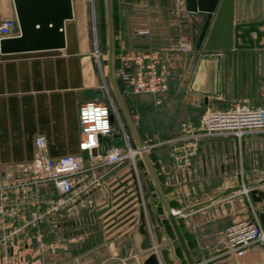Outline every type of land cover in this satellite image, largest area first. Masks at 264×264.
<instances>
[{
  "label": "crops",
  "instance_id": "0c3cea01",
  "mask_svg": "<svg viewBox=\"0 0 264 264\" xmlns=\"http://www.w3.org/2000/svg\"><path fill=\"white\" fill-rule=\"evenodd\" d=\"M175 2L176 0H116L117 19L121 24L134 19L163 18L159 30L153 29L150 35H136L134 27L130 32L124 30L125 24L121 25L118 43L137 49L171 51L174 38L180 30L172 23L169 13ZM184 2L187 8L186 0ZM159 9L162 10L161 13ZM82 10L83 0H73L74 17L81 14ZM191 13L193 21L187 28L193 39L192 32L198 37L204 19L202 13ZM234 16L237 22L242 23L264 21V0H234ZM10 17H15L12 0H0V21ZM67 22L64 49L0 53V180L17 175L20 166L33 158L34 140L39 135L45 138L46 152L51 158L78 153V107L85 101L97 100L94 93L96 83L90 78L92 64L85 51V43L83 39L69 41ZM259 29L264 30V27ZM251 36L255 38V33H251ZM260 42L264 43V36ZM55 51L59 53H54ZM191 59H194V67L191 78L185 84L189 75L187 65ZM205 59L211 66L209 82L205 84L201 81L197 84L196 70ZM169 61L171 71L167 101H175L181 91L179 104L185 107L182 124L198 127L200 117H197L194 109H201L204 105L206 109H227L237 104L247 107H258L260 104L264 106V46L232 45L214 50L195 49L193 53L186 55L175 56L173 53ZM123 96L131 116L136 119L135 125L143 142H153L154 134L164 137L181 134L182 125L176 126L173 116H166L164 109L154 106L156 95L128 93ZM189 141V138H185L154 147L149 157L151 156L156 174H165L167 179L176 176L183 181V187L188 189L189 182L211 181L208 178L213 176L216 179L218 172L223 175L231 173L232 176L234 153L237 150L242 160L249 153L256 152L259 159L255 163L264 164V132L247 133L240 141L230 136L201 138L197 143L196 153L189 158L186 157L187 153L175 151L176 148L188 145ZM106 172L103 169L97 171L98 181L102 180ZM262 183L264 184V177H253L247 182L264 191L260 189ZM101 192L97 189L96 192L73 195L71 201L59 212L49 213L44 220L29 225L21 235H27V240L18 237L9 254H0V264L9 263L11 259H17L19 264H26L27 253H32V264H143L148 254L140 248L141 236L136 230L139 223L138 211L141 208L138 194ZM185 192L188 193L181 194H200L190 193L189 190ZM40 195L44 200L42 211L47 208V201L55 193ZM201 201L191 203L187 209ZM236 202L238 204L239 201ZM263 202L264 198L254 201L257 208ZM237 204L234 193H231L187 213L190 216L188 224L191 229L188 231L191 239L198 248L204 247L213 253L206 258L199 255V249L191 243L192 240L186 238L196 263L236 264L233 256L221 253L222 247L218 245L217 234L232 220L241 217H233L237 212ZM30 210L33 211L34 208ZM172 210L178 213L175 208ZM259 211L262 212L260 209ZM26 216L29 217V212ZM227 216H231V220L223 219ZM160 229L163 230V245L166 232L161 226ZM171 246L164 247L169 250L173 264H187L183 253L177 258L173 256Z\"/></svg>",
  "mask_w": 264,
  "mask_h": 264
},
{
  "label": "built area",
  "instance_id": "2783aa9c",
  "mask_svg": "<svg viewBox=\"0 0 264 264\" xmlns=\"http://www.w3.org/2000/svg\"><path fill=\"white\" fill-rule=\"evenodd\" d=\"M169 13L172 23L180 29L171 51L123 48L116 55L118 67L114 71L116 79L122 85V94L160 95L168 92L171 71L169 59L172 54L179 56L194 52L195 44L188 29L189 23L193 21L190 14L193 13L187 10L184 0H176ZM19 32L16 17L0 21V39L16 37ZM134 33L150 35L151 30L147 25H142L135 27ZM111 114L116 119V129L110 123ZM77 119L80 130L78 153L51 158L46 152L45 138L39 135L34 140L33 158L20 166L21 176L10 182L0 183V254L7 255V251L16 244L19 235L25 233L29 225L43 220L49 213L59 212L60 208L71 201L73 195L86 191L88 186L97 182L96 173L100 169H110L128 161V166L133 165L136 170L135 156H141L140 149L132 148L123 117L109 93L103 100L81 103ZM133 121L136 124V119ZM251 132H264V107L237 104L227 109L209 108L202 115L198 127L183 123L181 134L155 143L144 141L143 150L149 153L160 144L185 138L190 141L184 147L193 148L205 137L230 136L240 141L245 134ZM104 136H109L110 139L105 141ZM93 149H97L95 156L91 155ZM83 150L88 151V159H83ZM27 179L34 186L44 182L52 187L55 197L47 201L48 206L44 211H41L44 200L40 193H28L30 188L26 183ZM241 186L248 210L226 225L217 240L223 244L221 253L233 257H241L253 247H260L264 252V223L260 217L262 212L249 192L252 187L244 182ZM27 211L29 217L26 216ZM23 238L26 239V236H22ZM159 262L163 264L161 260Z\"/></svg>",
  "mask_w": 264,
  "mask_h": 264
},
{
  "label": "rangeland",
  "instance_id": "374dc122",
  "mask_svg": "<svg viewBox=\"0 0 264 264\" xmlns=\"http://www.w3.org/2000/svg\"><path fill=\"white\" fill-rule=\"evenodd\" d=\"M115 3H116V0H112V15H113V26H114L113 35H114V47H115L114 67L116 69L118 67V61H117L118 59L116 58V55L119 54L123 48L124 49L132 48L130 46H127V45L124 46L118 43L119 40L117 36L119 34V30L122 29L121 25L125 24L124 30L130 31V32H131V29H133V27L135 29V27L137 26L147 25L150 28L151 32H153V29L157 31L159 30V27L162 24L163 18L158 17L154 20H150V19L148 20L147 19H144V20L136 19L135 20L134 19V20H130L129 22L121 24L119 20L117 19V7ZM159 10H160L159 12L161 13L162 10L161 9ZM78 14L72 20L67 22L66 27H67L68 39L70 42L76 39L78 40L83 39L85 43L84 44L85 51L89 54L91 58L92 69L90 70L91 71L90 78H91V81L96 83L95 88H94L95 89L94 93L97 96L96 99L103 100L105 99V97L108 96V93H109L115 105L117 106L119 113L121 114V117H123V114L119 108V105L114 96V93L110 86V82L108 78V48H107V37H106L105 0H83V10L81 14L79 15ZM261 27H264V25H262ZM196 39L197 37H193L192 40L195 41ZM238 42L243 43L240 40V38L238 39ZM199 49L205 50L203 49L202 46ZM54 53H59V52L55 51ZM189 63L190 64L187 65V74L189 75H187L185 84H187V80L191 78V74H192L193 67H194L193 66L194 59H191ZM168 94L169 93L166 92L164 94L156 95V97H154L153 104L154 106H157L162 110L164 109L166 112V116L167 115L173 116V118L175 119L174 124L180 127V124L182 125L183 116L185 114L184 105L179 104L181 103L179 101H181L180 98L182 97V93L181 91L178 92V95L176 96V100H175L176 102L167 101L168 96H169ZM258 107H264V106L260 104V106ZM206 110L207 109L205 105L201 107V109L199 108L194 109L195 113H197L196 114L197 117H200L199 119H201L202 115L205 113ZM123 120L125 123L127 133L129 135L130 144L133 149H136L134 138L131 135V131L124 117H123ZM152 138L153 139L155 138V140H153V142H150V143H155L160 140H168V139H171L172 137L171 135H165L164 137V135L161 136V134H154ZM164 144L166 143L160 144L159 146L164 145ZM183 146L181 148L180 147L176 148L175 151L177 153H188L187 154L188 156H186L188 158L191 157L190 154L195 152L196 151L195 149L197 148V147L193 148L191 146L190 147H187V146L183 147ZM151 151L148 153L149 155ZM258 157L259 155L257 156L256 152L255 153L251 152L249 153L247 158H244V160H242L240 153L237 150V152L234 153V160H233V165H232V169H233L232 176L230 175L231 173L223 175L220 172H218V174H216L217 175L216 179H214L215 177L213 176L208 178L211 181L207 180L204 182H189L190 185L188 186V189L186 187H183V181L179 180L178 177L176 176H174V178L167 179L165 174H160V175L157 174L159 176V181L163 188L164 193L165 194L169 193L167 194V196L166 195L165 196L171 208H175L179 212V214L177 213L178 215L176 216V219L183 233V236H185L189 241L192 240L191 239L192 237H190L191 233L188 231L189 229H191L190 225L188 224L190 216H188L189 214L187 213L190 210L192 211L194 210V208H198L200 206L191 207L190 209H187L189 206L192 205L191 203L195 201L208 200L209 198H212L213 195H215L216 193H220L221 191H223L225 187L241 185L242 182L247 184L248 180H250L253 177L256 179L264 177V164L261 165L259 163L258 164L255 163ZM170 159L173 160L172 157H170ZM182 159H184V156L182 157ZM135 167H136V170L133 168V165L128 166V161H126L120 164L119 166H113L110 169H106L105 171H107L106 172L107 174H105L102 180L100 179L94 184H91L90 186H88L86 191H84V193H92V192H96L97 189H100L102 191L101 193H136L138 194L137 198L139 199L138 201H140L139 207L146 208V205H145L146 202L150 204V208L155 214L156 223L159 225V227L161 226V228H163L164 231L166 232V237L164 240V243L166 245L163 244V246L172 245L171 248H172L173 256L177 258V256H180L182 254L181 248L179 246L178 241L176 240L175 234L169 223V220L167 219V216L163 210L162 203L151 181V178L148 174L145 164L140 159V156L138 154L135 156ZM18 176H21V172H19L17 175L9 179L0 180V183L4 181L10 182L12 181L13 178H17ZM29 181H30L29 179L26 180L28 188H30L29 190L30 192L28 193H54L52 187L48 183L46 184L42 182L40 185L34 186L32 183H29ZM249 187H253V186H249ZM260 189H264L263 183H262V187L260 186ZM187 190H189L190 193H200V194L199 195L193 194L189 196H184L183 194H181V193H188V192H185ZM20 191H21V188H20ZM242 193H244L243 190L234 192L235 204H237L236 200L239 201L238 204L236 205L237 212H235V215L233 216L234 218H236V216H242L248 210L247 200L245 198V195ZM62 208H60V210ZM241 209L243 210L240 211ZM258 209L264 212V202L258 205ZM42 211H44V209ZM26 213H28V211ZM44 219L45 217L43 218V220ZM223 219L231 220V216H227L225 218L223 217ZM221 232L222 230L217 234V240L220 238ZM19 237H22L21 234L19 235ZM27 238L28 237L26 235V240ZM25 242H28V241H25ZM192 242L196 246V243L193 240L191 241V243ZM201 244L203 243L201 242ZM218 245L219 247L223 246V244L219 242H218ZM196 247L197 249H199L198 254L201 256L203 255L205 258L213 254L209 252L208 249L206 248L204 249V247L202 248L203 252L201 248H198V246ZM9 252L10 250L7 251V254H9ZM31 254L32 253L26 254V258H27L26 264H32L31 260H33L32 259L33 257L31 256ZM233 258L236 264H264V252L262 251L260 247H255V248L253 247L252 249H249L248 251H246L243 256L241 257L235 256ZM6 264H19V263L17 259H14V260L11 259L10 262Z\"/></svg>",
  "mask_w": 264,
  "mask_h": 264
},
{
  "label": "water",
  "instance_id": "95a60500",
  "mask_svg": "<svg viewBox=\"0 0 264 264\" xmlns=\"http://www.w3.org/2000/svg\"><path fill=\"white\" fill-rule=\"evenodd\" d=\"M12 3L20 32L16 37L0 39L1 54L52 51L64 49L66 47L65 24L67 21L74 18L73 0H12ZM186 3L189 11L203 14L204 20L199 35L195 40V48L199 49L202 46L205 50H214L229 48L232 45L264 46V44L260 42L261 38L264 36V30L259 29L264 25V21L237 22L234 16V0H186ZM105 18L108 48V78L110 86L134 138L136 147L140 149V159L145 164L184 258L187 264H197L192 258L177 222V215L173 213L165 196L149 154L143 150V141L141 140L115 77L112 0H105ZM222 22L224 29L223 36L222 39L217 41L216 34ZM251 33H255V38L251 36ZM239 38L243 43L238 42ZM110 123L112 127L116 129L117 124L113 114L110 115ZM115 137L117 136L115 135ZM109 139V136L103 137L105 141ZM91 155H97V149H93ZM82 156L83 159H88V151L83 150ZM241 188V185L227 187L216 197L227 196L241 190ZM250 194L252 199L257 202L264 198V191L257 189L255 186L251 188ZM204 203L205 202L197 203V205L193 207L201 206ZM145 205L146 210H144L143 207L139 210L140 221L136 229L137 233L141 236L139 246L148 254L143 264H160L159 260H161L163 264H173V259L169 257V250L161 243L162 231L155 221V214L151 210L148 202H146ZM260 217L264 223L263 212L260 213Z\"/></svg>",
  "mask_w": 264,
  "mask_h": 264
},
{
  "label": "bare ground",
  "instance_id": "6f19581e",
  "mask_svg": "<svg viewBox=\"0 0 264 264\" xmlns=\"http://www.w3.org/2000/svg\"><path fill=\"white\" fill-rule=\"evenodd\" d=\"M223 32H224V29H223V22H222L218 31H217V34H216V40L217 41L222 39ZM210 69H211V66L209 64V61L206 59L202 60V62L198 65V68L196 70V82H197V84H200L201 81L202 82L204 81L205 84H208ZM174 214L178 215L177 213H174Z\"/></svg>",
  "mask_w": 264,
  "mask_h": 264
},
{
  "label": "flooded vegetation",
  "instance_id": "af4514ba",
  "mask_svg": "<svg viewBox=\"0 0 264 264\" xmlns=\"http://www.w3.org/2000/svg\"><path fill=\"white\" fill-rule=\"evenodd\" d=\"M192 36L193 37H196V34L194 33V32H192ZM184 147V146H183ZM197 147V146H196ZM196 151H197V148L195 149ZM196 151L195 152H193V153H191L190 155L192 156V155H194L195 153H196ZM219 193H216L215 195H213V197L212 198H209L207 201H201V202H199V203H203V202H205L203 205H207V204H209V203H211V202H213V201H215V200H217V199H219V198H221V197H226V196H219V197H216L217 195H218ZM230 195V194H229ZM228 196V195H227ZM139 200V199H138ZM203 205H201V206H203ZM138 216H139V211H138ZM138 220L140 221V216H139V218H138ZM162 231V235H163V230H161Z\"/></svg>",
  "mask_w": 264,
  "mask_h": 264
},
{
  "label": "trees",
  "instance_id": "16d2710c",
  "mask_svg": "<svg viewBox=\"0 0 264 264\" xmlns=\"http://www.w3.org/2000/svg\"><path fill=\"white\" fill-rule=\"evenodd\" d=\"M112 19H113V15H112ZM114 27V26H113ZM117 83H118V85H119V88H120V90L122 91V85L119 83V81L117 80ZM185 237V236H184ZM185 239H186V237H185Z\"/></svg>",
  "mask_w": 264,
  "mask_h": 264
}]
</instances>
